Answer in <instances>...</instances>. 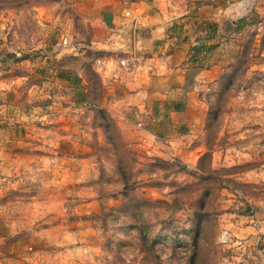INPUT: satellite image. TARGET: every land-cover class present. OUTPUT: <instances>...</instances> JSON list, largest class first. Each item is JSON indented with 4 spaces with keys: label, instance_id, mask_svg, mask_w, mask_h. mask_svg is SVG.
<instances>
[{
    "label": "rangeland",
    "instance_id": "obj_1",
    "mask_svg": "<svg viewBox=\"0 0 264 264\" xmlns=\"http://www.w3.org/2000/svg\"><path fill=\"white\" fill-rule=\"evenodd\" d=\"M230 1L0 0V264H264L258 10L225 31L215 78L196 88L193 51L190 94L151 113L119 74L147 9H185V42Z\"/></svg>",
    "mask_w": 264,
    "mask_h": 264
},
{
    "label": "crops",
    "instance_id": "obj_2",
    "mask_svg": "<svg viewBox=\"0 0 264 264\" xmlns=\"http://www.w3.org/2000/svg\"><path fill=\"white\" fill-rule=\"evenodd\" d=\"M154 10L156 14H152L151 9H147L146 11L149 15L146 19L154 16V19L149 20L151 25L147 35L141 36L137 33L134 34L131 42L123 41L117 43L118 45L128 43L121 46L123 49L128 47L130 50L127 56L130 71L126 73V70H119V74L125 80L130 90L129 95L127 93L126 103L150 113L153 110L152 102L155 99L162 101L178 99L180 92H183L184 89H186L187 94H190V86L184 89L181 88V80L183 78L182 73L178 72L181 69L184 57L188 58L193 51L203 57L201 68L196 75V88L205 87L210 79L215 78L216 71H220L223 68V64L217 58L216 52L221 47L219 43L225 38V31H234L236 21L252 13L254 10H258L257 12H259L258 23L260 29L264 28V0H233L225 6H221L220 9H197V18L205 22H201L203 25L199 27L203 26L202 29L194 34H189V36L191 35L190 40H185V42L180 40V36L183 33L187 34V23L184 22L181 26L178 19L181 16L182 21L187 19L189 15L184 16L186 13L185 9ZM210 22L211 26L209 25L208 27V23ZM225 23L228 24V27L224 26ZM180 27H182L180 29L181 34L178 30ZM175 34H180V36H176ZM209 42L212 43L213 48L208 61V57L204 56L203 47L209 44ZM214 44L216 45L214 46ZM198 46L202 48L197 49ZM207 53L209 54L210 52L208 51ZM139 66H141V69H139ZM184 73L186 75L185 71ZM186 100L183 107L172 108L169 111V116L179 118L187 113L190 106V97ZM196 102L197 104L202 103L198 98H196ZM175 123L185 124L183 120L178 121L177 119ZM246 130L248 129L245 128L243 134L247 135ZM259 130L261 132V126ZM232 137L230 136L229 139ZM257 138L261 148H264L262 133ZM262 157H264V153L263 155L262 153L259 154L260 162L257 168L260 170L264 168Z\"/></svg>",
    "mask_w": 264,
    "mask_h": 264
},
{
    "label": "trees",
    "instance_id": "obj_3",
    "mask_svg": "<svg viewBox=\"0 0 264 264\" xmlns=\"http://www.w3.org/2000/svg\"><path fill=\"white\" fill-rule=\"evenodd\" d=\"M263 249H264V246H263Z\"/></svg>",
    "mask_w": 264,
    "mask_h": 264
}]
</instances>
